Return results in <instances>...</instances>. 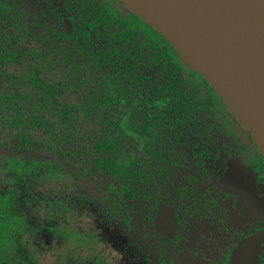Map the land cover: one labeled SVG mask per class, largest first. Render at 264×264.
Instances as JSON below:
<instances>
[{
  "label": "trees",
  "instance_id": "trees-1",
  "mask_svg": "<svg viewBox=\"0 0 264 264\" xmlns=\"http://www.w3.org/2000/svg\"><path fill=\"white\" fill-rule=\"evenodd\" d=\"M213 108L228 111L173 46L118 1L0 0V131L22 147L37 141L61 157L80 155L79 109L120 116L89 144L98 168L137 180L139 155L123 146L129 125L142 138L153 135L143 114L151 128H191L195 112Z\"/></svg>",
  "mask_w": 264,
  "mask_h": 264
},
{
  "label": "rangeland",
  "instance_id": "rangeland-1",
  "mask_svg": "<svg viewBox=\"0 0 264 264\" xmlns=\"http://www.w3.org/2000/svg\"><path fill=\"white\" fill-rule=\"evenodd\" d=\"M95 112L79 109L78 147L82 151L69 158L45 144L24 149L0 131V264H142L137 201L126 203L125 196H116L119 187L113 176L91 170L95 163L91 138L107 132L105 125L120 116L103 120ZM195 114L199 128L208 127L210 134L224 136L235 129L251 134L230 109ZM143 115L131 121L142 117V127L147 126L156 137L164 127L151 128L153 121ZM128 128L125 153L139 155L141 138L132 135V125ZM130 181L138 183V178ZM217 254L210 258L216 261Z\"/></svg>",
  "mask_w": 264,
  "mask_h": 264
},
{
  "label": "flooded vegetation",
  "instance_id": "flooded-vegetation-1",
  "mask_svg": "<svg viewBox=\"0 0 264 264\" xmlns=\"http://www.w3.org/2000/svg\"><path fill=\"white\" fill-rule=\"evenodd\" d=\"M64 20L71 23L70 34ZM62 27L66 35L74 31L67 18ZM201 127H164L156 137L145 131L138 183L110 174L119 187L116 196H125L126 203L137 201L142 264H176L180 259L181 264H235L234 253L247 241L241 251L244 264H264V240L256 239L264 232V156L247 132L235 129L222 136ZM91 170L103 169L94 163ZM217 252L213 261L211 254Z\"/></svg>",
  "mask_w": 264,
  "mask_h": 264
},
{
  "label": "water",
  "instance_id": "water-1",
  "mask_svg": "<svg viewBox=\"0 0 264 264\" xmlns=\"http://www.w3.org/2000/svg\"><path fill=\"white\" fill-rule=\"evenodd\" d=\"M118 1L161 34L245 121L264 156V0ZM64 29L72 32L68 20ZM256 239L264 240V232ZM249 244L238 247L235 264H244L241 251Z\"/></svg>",
  "mask_w": 264,
  "mask_h": 264
},
{
  "label": "bare ground",
  "instance_id": "bare-ground-1",
  "mask_svg": "<svg viewBox=\"0 0 264 264\" xmlns=\"http://www.w3.org/2000/svg\"><path fill=\"white\" fill-rule=\"evenodd\" d=\"M191 63H193V62H191ZM195 66V68L196 69H198L199 70V67H198V65H194ZM240 120L247 126V124L245 123V121L242 119V118H240ZM248 127V126H247ZM255 139L258 141V137L257 136H255Z\"/></svg>",
  "mask_w": 264,
  "mask_h": 264
}]
</instances>
